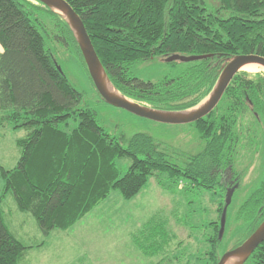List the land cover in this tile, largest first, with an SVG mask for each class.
Instances as JSON below:
<instances>
[{"label": "trees", "instance_id": "obj_1", "mask_svg": "<svg viewBox=\"0 0 264 264\" xmlns=\"http://www.w3.org/2000/svg\"><path fill=\"white\" fill-rule=\"evenodd\" d=\"M33 1L0 0V126L28 130L17 142L21 149L17 167L1 168L5 186L0 197V264H21L29 250L44 244L27 246L7 228L2 202L8 194L18 211L31 214L48 238L55 230L72 229L115 190L127 200L136 197L157 173L184 179L190 188L225 194L219 219L210 224L213 234L206 240L205 259L218 264L225 236L221 220L228 193L236 192L227 183L232 180L229 186L236 185L242 179L225 173L233 170L245 144L253 147L260 130L264 136V74L242 71L234 77L216 109L193 123L204 150L180 167L147 134L133 135L124 147L99 125L95 110L82 106L83 94L46 45L53 39L73 51L99 95L76 35L60 14ZM66 1L84 22L114 88L155 110H191L209 97L232 59L264 57V0H220L221 9L232 12L227 19L208 14L203 0ZM44 15L54 20L55 31L48 28ZM174 56L205 58L191 62L180 75L157 82L132 74L138 62ZM249 114L253 121L245 132L241 126ZM124 158L132 164L121 176L116 162ZM156 220L152 218L141 232L143 240L135 237L147 258L165 254L175 240ZM235 220L248 223L237 247L264 221V183L239 207ZM244 264H264V242Z\"/></svg>", "mask_w": 264, "mask_h": 264}, {"label": "rangeland", "instance_id": "obj_2", "mask_svg": "<svg viewBox=\"0 0 264 264\" xmlns=\"http://www.w3.org/2000/svg\"><path fill=\"white\" fill-rule=\"evenodd\" d=\"M203 2L208 14L217 15L221 19L232 16L231 11L221 9L220 0ZM43 19L51 31L56 30L54 20L45 15ZM46 45L52 50L70 82L83 94L82 106L95 110L99 125L124 147L133 135L147 134L154 139L167 159L180 167H185L192 156L204 150L205 143L194 124L158 123L109 105L93 89L84 64L73 51L53 39L47 40ZM189 65L191 62L179 60L170 64L168 59L158 57L136 63L132 74L144 81L157 82L164 77L180 75ZM244 71L250 73L247 69ZM250 121L253 120L249 114L241 126L243 131L246 132ZM71 126L75 127L76 124L73 122ZM27 134L25 128L14 129L10 124L0 126V197L5 186L1 168L12 170L17 167L21 158L17 142ZM258 135L264 146L262 130ZM263 150L264 147L255 155L248 154L246 150L240 152L237 165L239 170L244 171V176L240 178V188L232 195L226 210L227 224L219 250L220 256L235 248L248 231V223L236 221L235 218L239 207L264 183V171H260L264 167ZM116 164L121 176H124L132 160L124 158ZM190 187L184 179L157 173L130 200L115 190L72 229L55 230L44 250H29L21 264H211L205 259L209 250L206 240L213 234L210 224L218 221V207L224 201L222 195L225 194L219 189L212 192ZM2 210L5 225L25 245H37L46 240L36 219L29 213L19 212L11 194L2 202ZM152 218L163 223L166 230L175 235V240L165 254L147 258L136 245L135 237L143 240V234L142 237L140 234ZM237 260L239 262L241 258Z\"/></svg>", "mask_w": 264, "mask_h": 264}, {"label": "water", "instance_id": "obj_3", "mask_svg": "<svg viewBox=\"0 0 264 264\" xmlns=\"http://www.w3.org/2000/svg\"><path fill=\"white\" fill-rule=\"evenodd\" d=\"M50 8L55 13L60 14L70 25L76 35L79 48L87 66L89 75L92 79L94 87L104 101L109 105L125 109L139 117L149 119L154 122L164 124H193L208 115H210L218 106L223 98L227 88L230 86L234 77L242 71V68L249 64H259L264 67V57L260 55H241L232 59L222 71L216 87L207 98L208 101L199 109L197 107L183 112H165L155 110L140 103L134 102L127 97L112 93L108 90V84L112 85L104 72L101 61L95 51L91 38L87 32L84 22L75 12L72 6L66 0H35ZM205 58V56L181 57L174 56L168 59L180 60L183 62H194ZM113 86V85H112ZM114 87V86H113ZM196 109V110H195ZM195 110V111H192ZM191 111V112H190ZM232 193H228L227 204L224 211V216L221 220L222 232L225 229L226 210L231 202ZM264 242V221L260 226L239 246L227 251L220 259L218 264H227L231 258H241L236 264H244L253 252Z\"/></svg>", "mask_w": 264, "mask_h": 264}, {"label": "flooded vegetation", "instance_id": "obj_4", "mask_svg": "<svg viewBox=\"0 0 264 264\" xmlns=\"http://www.w3.org/2000/svg\"><path fill=\"white\" fill-rule=\"evenodd\" d=\"M264 141V140H263ZM263 147L264 146H262V143H261V140H258L257 142H255L254 143V145H253V147H250L249 145H244V147H242V149L241 150H239V153L240 152H243V150H246V152L248 153V154H256V153H260L261 151H262V149H263ZM263 153H264V150H263ZM241 156V154L239 155V157ZM239 159V158H238ZM236 160L235 162H234V164L232 165V167H233V170L232 171H229V172H226L225 173V175L228 177V178H243V176H244V171L243 170H239V166L237 165V162L239 161V160ZM247 160V159H246ZM262 170L264 171V167L263 168H260V171L262 172ZM231 182H232V180H229V182L227 183V185H228V187H230V189L231 188H233L234 190L236 189H239L240 188V182H237L236 183V185H230L229 186V184H231ZM226 185V186H227ZM248 238V237H247ZM246 238V239H247ZM245 239V240H246ZM244 240V241H245ZM244 241H242V243L244 242Z\"/></svg>", "mask_w": 264, "mask_h": 264}, {"label": "bare ground", "instance_id": "obj_5", "mask_svg": "<svg viewBox=\"0 0 264 264\" xmlns=\"http://www.w3.org/2000/svg\"><path fill=\"white\" fill-rule=\"evenodd\" d=\"M249 70V72L250 73H252V74H255V73H263L264 74V67L263 66H261V65H259V64H249V65H246V66H244L243 68H242V71H244V70ZM108 90L110 91V92H112V93H115V94H117V95H120L117 91H116V89L112 86V85H110V84H108ZM238 262V260H237V258H231L228 262H227V264H236Z\"/></svg>", "mask_w": 264, "mask_h": 264}, {"label": "crops", "instance_id": "obj_6", "mask_svg": "<svg viewBox=\"0 0 264 264\" xmlns=\"http://www.w3.org/2000/svg\"><path fill=\"white\" fill-rule=\"evenodd\" d=\"M50 236H51V235H50ZM50 236H49V237H50ZM49 237L46 238V240L42 241V243H44L43 246H41V247H39V248H34V249H32V250H35V249L44 250V249L47 247V242H48ZM38 251H39V250H38Z\"/></svg>", "mask_w": 264, "mask_h": 264}]
</instances>
